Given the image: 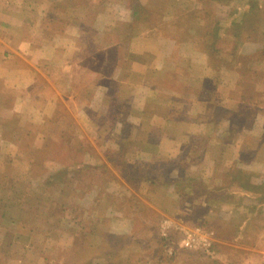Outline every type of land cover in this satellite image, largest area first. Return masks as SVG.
<instances>
[{
    "label": "rangeland",
    "instance_id": "obj_1",
    "mask_svg": "<svg viewBox=\"0 0 264 264\" xmlns=\"http://www.w3.org/2000/svg\"><path fill=\"white\" fill-rule=\"evenodd\" d=\"M73 1L75 2V0ZM116 2L133 6L131 23H134L136 21L134 19L139 16L141 18L139 20L143 23L139 29L144 28V25H157L156 40L163 41L160 44L162 47L158 46L161 52L171 46V43H164L165 37H163L169 31V35L177 43L189 42L190 46L187 50L189 54H195L198 51L202 56L206 63H204L206 80L201 84L203 92L201 94L195 92V94L200 101L202 100L201 95H204V102L207 103L205 114L207 123H204L205 128H203L206 133L203 136L198 135L190 138L184 147L178 148L176 155L172 158L155 156V150L151 149L150 143L145 139L133 138L136 131L137 133L143 132L142 136L146 133L148 128L145 127V123L147 121L136 127L129 121L128 116L122 113L125 107L120 108L115 104L117 99L114 100L116 94L113 89L117 83L114 81L109 84L110 88L107 87L109 93L105 94V104L102 101L104 106L108 102V107L101 110L106 114L102 115L101 112H98L97 104L99 103L97 102L100 100L98 101L97 94L99 88L106 85V81H102L99 75L102 69L110 73L115 67L118 68V64H128L130 60H117V54H122V52H118L117 48H110L109 58L102 62L99 52L102 48L105 50L106 48L103 43L97 42L102 29L96 24L94 26H92L93 24H83L85 37L82 55L87 52L92 53L94 57L88 58L83 63L86 72L83 75L88 78V82L86 85L85 80L80 79L82 75L76 82L74 97L77 99L72 106V111L81 113V115L83 113L84 116L87 114L93 121L94 151L99 150L104 156L94 158V164L98 165L97 167L87 166L89 169L87 167L79 169V165L69 167L76 173L74 177H71L67 174L62 176L60 170L51 169L45 170V172L42 170L40 163L43 158L56 163V160L51 156L50 158L43 157L40 153L32 150H30L31 153H19L24 150L23 144L26 145L24 140L19 144L22 146L17 155L8 153V149L7 153L3 152L4 146L0 147V230L3 232L5 229V235L0 236V244L2 243L0 263L19 264L18 260H14V258L23 253L21 260L24 264H28V262L29 264H56V262L59 264L61 260L63 264H92V262L99 263L98 261L102 258H104L102 261L104 263L118 264L121 259L118 250L123 246L117 248L113 244L115 238L111 239L117 235L110 234L102 239L100 237L98 241L100 247L88 251L90 245L95 243L93 238L97 227L102 225V221L84 216L85 213L90 212V207L84 208L83 204L85 203L82 198L89 194L94 197L99 195L101 188L107 193L104 196L106 202L96 204L100 210L96 207L97 210L94 214L105 209L106 206L115 208L116 212L122 213L135 210L138 215L133 221L136 233H138L136 235L138 240L136 237L133 240L136 242L135 245L143 246L145 236L147 234L149 235L147 237L151 236V226L154 228L157 226L154 211L144 202L133 203L129 198L121 200L122 194H129L133 189L140 192L147 190L155 192L161 188L159 181L162 182L167 177L173 179L174 172L178 171L176 178L169 181L176 182L174 185L170 184L168 189L177 192L176 204L178 207H184L187 211L184 214L187 221L192 223L198 217L199 224L197 225L204 232L214 231L215 235L217 234V241L214 239L212 245L213 257H201L197 252L190 253L181 248L175 249L177 246H174L177 255L169 257L166 255V245L162 252V248L158 244L159 248L155 249L152 260H148L144 251L136 249L131 252L130 264H143L147 261H150L149 264H264V175L258 167L259 162L264 163V0H149L145 5H140L138 0H107L106 3L112 6ZM80 3L82 2L78 4L80 5ZM88 3L98 6L101 4V2L99 4V0H88ZM110 8V15L115 16L116 12L112 7ZM100 13L101 11L95 10L85 14L83 9V11L74 14L76 17L92 22ZM165 19L172 20L171 26L166 25ZM132 25L123 27V36L127 37L136 31V27ZM114 29L113 26L104 30L113 33L117 31ZM174 45L179 46L180 44ZM135 61L146 62L143 59L130 62ZM178 62L179 59L174 58L167 66L173 68L175 64L173 68L175 71L171 78H179L181 83L177 88L181 92L182 86L185 85L186 73L193 76L195 70L189 64L179 63L180 65H178ZM136 70V73L140 75L138 68ZM151 74L154 77L160 76L157 72L152 73L151 71ZM128 77L129 74H126V78ZM120 86L122 87H120L121 91H124L123 89L127 91L129 85ZM184 94L183 92L182 96ZM243 96L246 98V102ZM178 102L180 103L178 107L182 112H175L172 118L188 122L190 116L185 113L188 105H185L182 100H178ZM90 103L95 105L94 109L97 111L92 115V111L85 107ZM194 105V109L200 108L199 104ZM226 110L233 112L232 119L225 114ZM58 112L55 122L54 120L50 122L49 137L44 141L45 143L48 140L49 142L55 141L56 147L62 150L60 158L64 162L68 161L70 150H76L79 164H84L87 161L84 150L88 144H85V139L78 138L76 142H71V131L75 132V127H71L69 116L64 110L60 108ZM198 120L203 121L204 117ZM180 124L176 125L175 123L171 130H186L187 124L182 122ZM89 133H91L90 130ZM118 133H123L122 137L113 139V136H119ZM252 133H258V136L253 137ZM133 142L135 143L133 144ZM219 143L223 145L219 146ZM232 143L236 148L241 146L237 162L252 163L253 169L237 167L236 160L223 165L229 157V152H232ZM143 144H145L146 150L152 153H149L150 156L141 153V150L135 147ZM215 144L217 145V160H214L213 164L217 163V174L221 179V181L217 180V188L209 185L210 178H213L216 173L211 174L210 172L207 176L203 174V177L190 175L192 166L193 168L199 167L209 157L212 158ZM47 145L48 143L45 146L47 147ZM193 146L198 149L194 151ZM222 150L226 152L225 155L222 154ZM29 159L31 160L30 171L25 172L23 168L29 163ZM166 159L174 160L176 165L174 163L171 167L165 162ZM101 163L109 164L115 176L123 178L132 186V189L119 187L112 172L105 170ZM183 172L189 178L194 176L191 178L192 185L186 183L188 181L182 177L184 176ZM154 175L156 177L153 179ZM152 179L154 182L151 181ZM207 181L209 183H204ZM240 181H245L248 187L242 189L239 185ZM75 182L78 184L74 185ZM250 185L257 186V188H252ZM237 189H241V193L244 192L238 194ZM204 192L208 193L205 195ZM201 195L203 199L198 201ZM69 196L79 198V201L74 204L75 207H67L65 201ZM59 197L62 198L61 201H59ZM191 197H194L198 204L189 208V204L187 202L185 204L183 201ZM60 204H64L65 209H61ZM215 209H217V213H214ZM189 212L193 216H189ZM77 215H81V217L78 218ZM111 218L110 215L107 220L110 221ZM74 219H76L75 222ZM70 221L79 225L78 228L74 226L77 231L72 233L75 238V251L72 248H67L64 244L62 248L60 244H53L61 237V232L69 234L70 224L68 222ZM148 229L149 231H147ZM180 236L181 234L174 233L173 242L177 243ZM12 239L19 243L25 241V244H29V252L15 250L10 255L3 244L10 243ZM145 241L150 242L146 239ZM156 241H153L154 245L157 243ZM44 244L47 246L45 251L42 249ZM125 245L127 247L130 243ZM135 245H132L131 248H134ZM216 253L217 256H215ZM7 255L10 259L7 258Z\"/></svg>",
    "mask_w": 264,
    "mask_h": 264
},
{
    "label": "crops",
    "instance_id": "obj_2",
    "mask_svg": "<svg viewBox=\"0 0 264 264\" xmlns=\"http://www.w3.org/2000/svg\"><path fill=\"white\" fill-rule=\"evenodd\" d=\"M138 1L140 5H145L149 0ZM106 2L107 0L105 3L104 0H99L100 6H98L97 4L91 5L88 3V0H85V2L80 3L83 7H80V5L73 0H0V147L4 146L2 148L3 152L7 153L8 149V153L17 155L19 153L26 154L33 151L45 157L49 144L47 147L45 145L49 140L46 143L44 140L49 137L50 122L53 120L55 122V117L59 114L58 110L61 108V110H64L69 116L71 127H75V132L73 130L71 131V142H76L78 138L80 140L85 139V144H88V147L84 150L87 161L84 164H79L80 162L77 160L76 150H70V157L69 159L67 158L68 161L66 163L62 164L60 161L57 162V160L56 163H53L43 158L40 167L45 172V170L51 169L59 171L63 166L69 168L73 165H79V169L82 167L86 168L87 166L90 168L98 166L94 164V158L98 156L103 157L104 155L99 150L94 151L92 137L94 136L92 135V129H94L93 121L87 114L84 116L83 113L81 115V113L72 111V106L77 99L74 97L76 82L79 81L81 75L82 78L80 79L85 80L86 85L88 82V78L84 77L86 72L85 67L83 68V63L87 61L88 58L94 57L92 53L87 52L82 55L84 49L83 40L85 37L82 28L83 24H93L92 26L96 24L102 29L97 41L103 43V46L106 48V50L102 48L101 52H99L100 55L98 54L102 62L109 58L108 52L110 48H117L118 52H122V54H117V60H146L145 63L142 61L131 63L129 61L128 64H118V68L115 67L110 73L102 69L99 75L102 81H106V85L99 88L98 94L96 93L98 101L100 100V102H97L99 103L97 104L98 112H101L102 115L106 114L101 110H105V107H108V102L106 106H104L106 100L105 94L109 93L107 87L110 88L109 84L111 81H114V83H117L115 89H113L117 99V103L115 104L119 105L120 108L125 107L122 113L128 116L129 121L136 127L145 123L144 121H147L145 123V127L148 128L146 133L142 136L143 132L137 133L136 131L133 138L145 139L150 143L149 145H152L151 149L155 150V156L159 155L172 158L176 155L178 148L180 146L184 147L185 144L189 142L190 138H194L198 135H205L206 132L203 128H205L204 123H207V116H205L207 103L204 102V95H201L202 100L200 101L195 94V92L200 94L203 92L201 84L206 80V63L202 59V56L198 51L195 54H189V52H187L190 46L189 42L177 43L172 39V36L169 35V31H167L166 35H163V37H165L164 43H171V46L165 48V50L161 52L158 46H160L163 41L156 40L158 34L157 25H144V28L139 29L141 24L143 26L142 21L139 20L141 19L139 16L134 19L136 20L134 23H131L133 6H128L126 3L123 4L121 2H116L115 5L110 6L109 3ZM110 7L116 12L115 16L112 14V16L110 15ZM83 9L85 14H89L90 11L95 10H99L101 13L97 15L92 22H88V20H83L82 18L76 17L74 14L83 11ZM165 20L166 25L168 27L171 26L172 20ZM131 24H133V27H136V31L127 37H125V35L123 36V27H128V25ZM113 26L115 27L114 30L117 31L109 33V30H104ZM174 44L180 45L177 46ZM174 58L179 59L178 65L189 64L194 67L193 69L195 70L193 76L186 73L185 85L182 86L183 90L181 88V92H179L180 90L178 91L177 88L179 83H181L179 78H171V75H173L175 71L173 70L175 64L173 68L167 66L170 60ZM126 66L127 68L125 69ZM136 68L140 71V75L136 73ZM151 71L152 73H159L160 76H155L158 77L155 78L151 74ZM126 74H129L128 78H126ZM149 74H151L150 77ZM127 84L129 85L127 91L125 89L121 91L120 85L125 86ZM174 89L176 90L174 91ZM116 90L118 91L116 92ZM183 92L185 93L184 96H182ZM178 100H182L185 102V105H188L187 111H185L186 115L190 116L188 122L187 120L172 118L175 112H182L178 107V104H180ZM194 104H199L200 108L194 109ZM85 107L89 108V111H92L91 115L97 112L94 109L95 105L93 103H90V105L87 104ZM201 117H204L203 121L198 120L201 119ZM180 122L187 124L186 130L172 131V125H175V123L176 125L180 124ZM255 126L257 125L255 124ZM89 130L91 133L88 134ZM252 134L253 137L258 136V133ZM122 135L123 133L119 134V136H113V139H119ZM23 140L26 145L24 146L23 144L24 150L19 152L22 146L19 144ZM134 143L135 142H133V144ZM217 145L214 146L215 148L213 147L215 152L211 150L213 152L212 158L209 157L207 161H204V164L202 163L199 167L195 168L192 166L190 169L192 173L190 175L194 174L195 176L198 175L201 177H203V174L207 176L210 172L211 174L216 173L213 178H210L212 184L208 181L204 182L209 183L210 186H216L215 188H217L218 185L217 180L219 179L221 181L217 174V163L213 164L215 163L214 160H217ZM220 145L223 144L219 143V146ZM235 145L232 143V152H229V157H227V161H225L223 165L228 164L229 161L232 162L236 160L235 165L237 167H243L248 170L253 169L252 163L237 162V155L239 154L238 151L241 146L236 148ZM135 147L141 150V153L148 154V156L152 154L150 151L146 150L145 144ZM193 147L195 149L194 151L198 149L196 146ZM225 153L226 152L222 150V154L225 155ZM28 162L25 168H23L25 172L30 171L31 160L29 159ZM258 164V167L263 171L262 175H264V163L259 162ZM101 166L105 168V170L112 172L115 182L119 187L128 188L129 190L132 189V186L123 178H117L118 175L115 176L109 164L101 163ZM89 167L87 168L89 169ZM177 172H174V178H176ZM183 173L184 176L182 177L186 178L188 181L186 183L192 185L191 178L194 176L189 178L185 172ZM175 182L176 181H173L172 183L170 182L164 185L159 184L161 188L155 192L148 190L140 192L133 189L132 191L130 190L129 194H122L121 200L129 198L133 203H138L139 201L146 203L149 208L154 211L157 226L155 228L151 226L150 235L152 237H147L149 236L148 234L145 236V239L150 242H146L144 239L143 246L135 245L134 248H131L133 246L130 245L129 247L123 246L119 249L118 254L121 259H119L118 264H130L129 257L131 256V252L136 251V249L144 251L148 260H152L155 249L159 248V239H163V237L160 236V226L164 219H169L172 221V224H179L189 228H200V226L197 225L199 224L198 217L195 218L194 222L190 223L184 217L187 211L184 207H178L176 204L177 192L175 193L171 189H168L170 184L174 185ZM77 184L78 182L74 183V185ZM92 186H94V184H92ZM124 190L126 191V189ZM198 193L201 194V192ZM207 193L208 192H204L203 194L206 195ZM237 193L242 194L241 189H237ZM105 194H107L106 191L104 189L102 191L100 188L99 195L94 197L89 194L82 198V201H84L83 203H85L83 204L85 206L84 208L90 207V212L85 213L84 216L94 217L93 219L97 218V220L101 219L103 225L97 227V232H95L96 234L93 238L95 243L90 245L91 247L88 246V251L98 249L100 247L98 246L100 244L98 243L99 238L101 237L102 239L110 234L117 236L128 235L131 240L135 237L137 239L136 235H138V233H136L135 222L133 221L136 220L135 217L138 215L135 210L122 213L120 211L116 212L115 208L113 209L106 206L105 209L103 208L101 211L97 212V214H94L97 209L100 210L97 206L106 202L104 197ZM246 194L248 195V192H246ZM60 196H62V194H60ZM59 199V201L62 200L61 197H59ZM200 199H203L202 195L199 196L198 201H200ZM78 201L79 198L69 196L65 202L67 203V207H75L74 204ZM183 202H187L189 208L190 206L193 207L198 204L194 197L186 198ZM250 202L252 201L250 200ZM191 212L193 213V211ZM191 212L188 213L189 216H193ZM214 213H217V209H215ZM110 215L112 218L109 221L107 217ZM77 217L80 218L81 215H77ZM75 220L76 219H74V222ZM70 222H68L70 224L69 234L61 232V237L54 241L53 244H60L61 248L64 244L67 248H72L75 251V238L72 236V233L75 230L77 231L79 225L77 226L74 222ZM142 225L144 226L145 224ZM74 226H77V228ZM4 231L5 229H3V232L0 230L1 237L2 234L3 236L5 235ZM147 231H149V229ZM174 231L175 230L172 228L169 229L165 237L171 238V244L169 246L173 248L172 256L177 255L174 246H177L175 249L181 248L190 253L193 251L194 253L197 252L200 254L197 250L182 247L181 236L178 242L174 243L172 241L175 238L173 237ZM210 232L213 234V237ZM210 232L205 231V233L213 239L214 244V239L217 241V234L215 235L214 231ZM152 238L154 242L157 240L155 245L153 241H151ZM8 243L9 242L3 244V247L8 249L10 255H12V252L15 250L29 252V244H25V241L19 243L12 239L11 242ZM1 244L0 248H2ZM160 247L164 248L161 245ZM42 249L45 251L47 246L44 244ZM163 251L164 250H162V252ZM213 252L214 251H212V253ZM212 255L213 254H200L201 257H210ZM22 256L23 253L19 254L17 257L13 254L12 257H15L14 260H18L19 264H24L21 260ZM215 256H217V253ZM7 258L10 259L8 255ZM90 260L92 261V259ZM102 261H104V258L100 259V261H98L99 263L92 262V264H107ZM148 262L150 261L143 264H149ZM56 264H58V262H56ZM59 264H63V261H59Z\"/></svg>",
    "mask_w": 264,
    "mask_h": 264
},
{
    "label": "built area",
    "instance_id": "obj_3",
    "mask_svg": "<svg viewBox=\"0 0 264 264\" xmlns=\"http://www.w3.org/2000/svg\"><path fill=\"white\" fill-rule=\"evenodd\" d=\"M171 228L175 230V233L181 234L182 247L197 250L201 255L212 254L213 240L201 228L184 227L179 224H172L169 219H164L160 226V236L165 238ZM165 251L169 256L173 254L171 246H166Z\"/></svg>",
    "mask_w": 264,
    "mask_h": 264
},
{
    "label": "trees",
    "instance_id": "obj_4",
    "mask_svg": "<svg viewBox=\"0 0 264 264\" xmlns=\"http://www.w3.org/2000/svg\"><path fill=\"white\" fill-rule=\"evenodd\" d=\"M75 2L77 3H79V2H85V0H75ZM113 97V96H112ZM243 99H245V102H246V98L243 96ZM114 100H116V98H114ZM240 106V105H239ZM242 106V105H241ZM233 112L231 111V110H226L225 111V114L230 118V119H232V114ZM50 142H51V144H50ZM50 142H48V144H49V147L47 148V154H46V156L45 157H47V158H50V156L52 157V158H54V160H57V161H60L61 163H66V162H64V160L63 159H61L60 157H61V151L62 150H60L59 148H57L56 147V143H55V141H53V140H51ZM165 162H167L168 163V165H171V167L173 166V164L175 163V165H176V162L174 161V160H165ZM179 162V161H178ZM60 173H62L61 175L62 176H64V174H67L68 176L70 175L71 177H74L75 176V172H73V170H70V168H67V167H64L63 166V168L59 171ZM58 173V172H57ZM179 173H181V172H179ZM50 177V176H49ZM154 177H156L155 175L152 177L153 179H154ZM153 179L151 180V181H153ZM169 181H172V179H170V178H166L165 180H163L162 182L161 181H159L160 183L159 184H162V185H164V184H167V183H170ZM245 181H246V179H245ZM243 182V181H240V183H239V185H240V187L242 188V189H246L248 186L245 184L246 182ZM154 182V181H153ZM156 182V181H155ZM250 187H252V188H257V186H252V185H250ZM260 187V186H259ZM59 207L62 209V208H64L65 209V206H64V204L63 205H59ZM108 237V236H107ZM114 239V242H113V244H115V246L118 248V247H122V246H124V247H126V245L125 244H127V243H130V245H135L136 244V242H135V240H131L129 237H128V235H121V236H115V237H111V239ZM159 241H160V245L162 246V247H164L165 245L166 246H169L170 245V243H171V238H160L159 239ZM173 241V240H172ZM129 245V246H130ZM129 246H127V247H129ZM162 250H164V248H162ZM164 252V251H163ZM167 255V254H166ZM167 256H169V255H167ZM172 256V255H171ZM171 256H169V257H171ZM169 257H167L168 259H170ZM160 259V258H159Z\"/></svg>",
    "mask_w": 264,
    "mask_h": 264
}]
</instances>
